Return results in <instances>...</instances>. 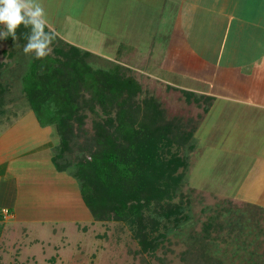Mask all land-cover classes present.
I'll use <instances>...</instances> for the list:
<instances>
[{
  "label": "rangeland",
  "instance_id": "1",
  "mask_svg": "<svg viewBox=\"0 0 264 264\" xmlns=\"http://www.w3.org/2000/svg\"><path fill=\"white\" fill-rule=\"evenodd\" d=\"M192 1L38 0L48 28L91 51L88 60L95 67L124 65L142 85L139 101L155 97L167 118H178L193 131L191 147L179 149L188 166L175 199L183 200L187 218L161 229L166 236L154 254L141 250L127 223L92 216L72 173L75 167L57 172L51 159L60 142L57 130L40 124L23 93L22 76L35 53L26 54V44L17 38L0 39V83L6 88L0 103V160L5 162L0 166L10 165L9 173L0 175V264H264V208L241 198L244 161L226 147L231 124L220 118L222 101L216 99L211 108L210 84L176 71L177 4ZM247 6H241L238 23L264 20V0ZM60 45L52 41L49 54ZM184 90L193 93L189 101ZM95 118L89 112L90 133ZM42 175L46 185L38 180Z\"/></svg>",
  "mask_w": 264,
  "mask_h": 264
},
{
  "label": "trees",
  "instance_id": "2",
  "mask_svg": "<svg viewBox=\"0 0 264 264\" xmlns=\"http://www.w3.org/2000/svg\"><path fill=\"white\" fill-rule=\"evenodd\" d=\"M30 34L31 26L16 30L21 44ZM56 40L63 45L55 46L53 55L30 59L22 76L23 93L38 121L54 126L59 135L51 159L59 171L75 167L72 173L92 216L127 223L141 250L154 254L166 236L161 229L187 218L183 200L175 199L188 166L179 149L191 147L193 131L180 119L167 118L155 97L139 101L142 85L124 65L95 67L88 60L91 51L57 33ZM5 92L0 83L2 105ZM184 92L189 101L193 93ZM89 112L98 116L92 133L85 128ZM3 165L0 175L7 173ZM3 216L1 209L0 221Z\"/></svg>",
  "mask_w": 264,
  "mask_h": 264
},
{
  "label": "crops",
  "instance_id": "3",
  "mask_svg": "<svg viewBox=\"0 0 264 264\" xmlns=\"http://www.w3.org/2000/svg\"><path fill=\"white\" fill-rule=\"evenodd\" d=\"M194 1L177 4L172 41L173 53H178L173 56L176 71L210 84L211 108H216V99L222 101V106H217L220 118L231 124L226 147L244 161L241 198L264 208V20L238 23L241 6L257 0ZM240 1L244 4L236 6ZM253 33L256 36L250 37ZM40 179L46 185L47 177Z\"/></svg>",
  "mask_w": 264,
  "mask_h": 264
},
{
  "label": "clouds",
  "instance_id": "4",
  "mask_svg": "<svg viewBox=\"0 0 264 264\" xmlns=\"http://www.w3.org/2000/svg\"><path fill=\"white\" fill-rule=\"evenodd\" d=\"M0 25L6 30H0V39L9 36L16 38L19 26H31V34L27 36L24 52H34L36 58H43L51 51V43L56 33L49 28L46 13L38 0H0Z\"/></svg>",
  "mask_w": 264,
  "mask_h": 264
}]
</instances>
